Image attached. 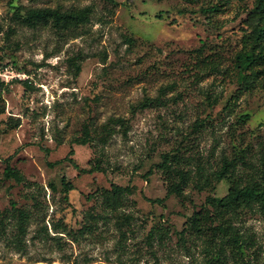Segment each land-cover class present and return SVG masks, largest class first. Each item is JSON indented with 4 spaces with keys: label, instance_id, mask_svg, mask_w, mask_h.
<instances>
[{
    "label": "rangeland",
    "instance_id": "374dc122",
    "mask_svg": "<svg viewBox=\"0 0 264 264\" xmlns=\"http://www.w3.org/2000/svg\"><path fill=\"white\" fill-rule=\"evenodd\" d=\"M254 5L0 0V264H206L204 239L180 232L232 181L168 195L159 164L180 155L195 179L231 160L243 182L264 169V86L235 66ZM46 7L88 19L32 27L18 15ZM86 126L91 142L76 143ZM241 225L256 237L251 264H264V216Z\"/></svg>",
    "mask_w": 264,
    "mask_h": 264
},
{
    "label": "trees",
    "instance_id": "16d2710c",
    "mask_svg": "<svg viewBox=\"0 0 264 264\" xmlns=\"http://www.w3.org/2000/svg\"><path fill=\"white\" fill-rule=\"evenodd\" d=\"M88 8L77 12L60 14L56 8H30L24 13L18 14L22 22L29 26L37 24L51 26H71L77 20L88 19ZM244 34L242 37V49L237 53L235 66L240 73L242 82L260 83L264 86V0H255V5L246 18L243 20ZM77 65V71H80ZM4 112V111H1ZM249 119V115L245 116ZM92 140L91 128L86 126L83 136L76 138L75 142L86 145ZM74 149L69 152L68 160L76 169H80L76 160L72 157ZM180 155L166 154L159 167L162 169L168 181V195L184 194V186L190 181H195L200 189L213 186L215 182L230 179L232 184L229 191L222 197L210 196L208 203L211 209L195 211L189 218L186 228L180 232L181 237L185 234L190 237L204 239L206 244L204 256L206 264H251L249 253L256 245V237L253 233H248L243 229L241 223L247 214H260L264 216V169H255L254 174L247 175L245 182L242 181L240 171L234 161L224 160L220 169L205 173L204 168L198 165L195 179L189 170H184L181 166ZM97 163L94 169H99ZM254 168V167H253ZM85 171V169H80ZM5 176L8 179H15L17 182L23 181V175L11 166H7ZM66 191H70L73 186L66 182ZM114 192L121 194L129 190V186L123 187L114 185ZM110 202L115 201L116 195L106 197ZM149 201L162 204L163 199H149ZM116 203V201H115Z\"/></svg>",
    "mask_w": 264,
    "mask_h": 264
}]
</instances>
